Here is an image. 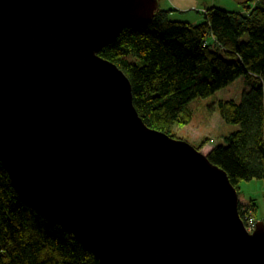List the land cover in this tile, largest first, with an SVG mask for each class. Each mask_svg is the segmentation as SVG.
Masks as SVG:
<instances>
[{
  "label": "water",
  "instance_id": "obj_1",
  "mask_svg": "<svg viewBox=\"0 0 264 264\" xmlns=\"http://www.w3.org/2000/svg\"><path fill=\"white\" fill-rule=\"evenodd\" d=\"M158 0H0V162L18 197L98 264H264L237 190L193 146L148 128L99 57Z\"/></svg>",
  "mask_w": 264,
  "mask_h": 264
},
{
  "label": "trees",
  "instance_id": "obj_2",
  "mask_svg": "<svg viewBox=\"0 0 264 264\" xmlns=\"http://www.w3.org/2000/svg\"><path fill=\"white\" fill-rule=\"evenodd\" d=\"M240 7L208 8L197 24L171 20L177 11L157 10L147 24L123 29L99 53L128 79L143 123L176 140L182 139L173 130L193 119L190 103L244 79L239 101L216 105L221 120L237 130L206 154L237 193L241 182L264 180V0ZM206 144L202 139L194 148ZM255 208L239 203L243 223ZM0 264H98L70 232L21 201L1 162Z\"/></svg>",
  "mask_w": 264,
  "mask_h": 264
},
{
  "label": "rangeland",
  "instance_id": "obj_3",
  "mask_svg": "<svg viewBox=\"0 0 264 264\" xmlns=\"http://www.w3.org/2000/svg\"><path fill=\"white\" fill-rule=\"evenodd\" d=\"M165 1L169 6V1L173 3L175 0H162L160 3L161 7L165 6ZM207 1L208 0H202V2H204L205 5H208L209 7L210 4L207 3ZM210 1L211 4H213L214 1ZM215 1L217 2H215L213 6L221 8L225 11L235 12L236 10H240L241 3L247 0ZM195 15L197 14L193 11L184 15L174 12L170 18L174 21L192 22V20L196 17ZM199 20L201 21L200 17ZM244 89L245 81L243 78H239L228 87L223 88L210 97L194 100V102L190 103L189 105V108L193 114L191 123L185 127H181V129L175 128L173 130L174 134L177 136V138L182 139L193 147H196L202 139L205 140L207 144L200 152L206 155L208 150H211L217 145L223 144V138L238 128L234 125L225 124L221 120L219 113L216 110L217 102L229 99L239 101L241 93ZM238 199L239 203L244 202L243 205H248L251 202L255 204V216L252 218L255 220V222L264 221V180L241 182L239 184Z\"/></svg>",
  "mask_w": 264,
  "mask_h": 264
},
{
  "label": "crops",
  "instance_id": "obj_4",
  "mask_svg": "<svg viewBox=\"0 0 264 264\" xmlns=\"http://www.w3.org/2000/svg\"><path fill=\"white\" fill-rule=\"evenodd\" d=\"M162 0H158V10H172V11H177V13H179L180 15H184V14H188L190 12H196L197 15H195L196 17L191 21H189V23L192 24H197L198 22L200 23L201 21L199 20L200 17V13H203V11H205L208 8L211 7H216L213 6L215 2V0H212L213 4H211V1L208 0L207 3H209V7L208 5H205L204 2H202V0L198 1V0H175L173 3L171 1H169V6L168 3L165 1V6L161 7L160 3ZM244 2V1H243ZM179 4V5H177ZM208 7V8H206ZM251 7V6H250ZM210 150L207 151V153ZM244 203V202H242ZM264 222V221H263Z\"/></svg>",
  "mask_w": 264,
  "mask_h": 264
},
{
  "label": "built area",
  "instance_id": "obj_5",
  "mask_svg": "<svg viewBox=\"0 0 264 264\" xmlns=\"http://www.w3.org/2000/svg\"><path fill=\"white\" fill-rule=\"evenodd\" d=\"M255 225H256V222L249 217V219L246 220V222L244 223V226L246 228V230L248 231V233H252L255 229Z\"/></svg>",
  "mask_w": 264,
  "mask_h": 264
}]
</instances>
